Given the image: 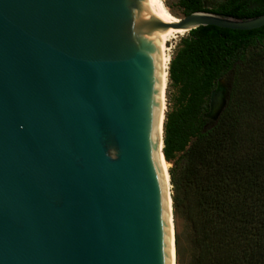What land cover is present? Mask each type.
<instances>
[{"label": "water", "instance_id": "1", "mask_svg": "<svg viewBox=\"0 0 264 264\" xmlns=\"http://www.w3.org/2000/svg\"><path fill=\"white\" fill-rule=\"evenodd\" d=\"M153 8L0 0V264H176L159 37L252 30L264 13ZM226 100L219 83L211 119Z\"/></svg>", "mask_w": 264, "mask_h": 264}, {"label": "trees", "instance_id": "2", "mask_svg": "<svg viewBox=\"0 0 264 264\" xmlns=\"http://www.w3.org/2000/svg\"><path fill=\"white\" fill-rule=\"evenodd\" d=\"M185 16L264 13V0H179ZM177 88L164 121L163 152L173 186L177 264H264V26H200L171 59ZM227 82L226 105L209 117L212 92Z\"/></svg>", "mask_w": 264, "mask_h": 264}, {"label": "rangeland", "instance_id": "3", "mask_svg": "<svg viewBox=\"0 0 264 264\" xmlns=\"http://www.w3.org/2000/svg\"><path fill=\"white\" fill-rule=\"evenodd\" d=\"M164 3L166 4L168 10L170 11V13L176 18V19H181L185 17V13L183 10V7L180 5L179 0H163ZM204 1V5L207 8H216L221 2L225 1V0H203ZM188 34V32H182V33H177L174 34V36L172 35L168 41H167V54L169 56V65L167 67H170V62L172 57L174 56V54L176 53V51L179 49L180 45H181V40L184 36H186ZM220 84L222 86H224L225 88H227V82L226 80H222L220 82ZM165 115H166V111L168 110L169 106H172L171 104L174 103L175 101V96L177 95V88L175 86L171 85L169 76L168 79L166 81L165 84ZM172 167V163L168 162V170ZM170 191H171V195L173 193V186L171 184L170 187ZM173 215H174V211H173ZM174 228H175V233L176 230H178L180 233L183 232L184 230V223L181 219H177V221L175 220L174 217ZM177 264V262H176Z\"/></svg>", "mask_w": 264, "mask_h": 264}, {"label": "bare ground", "instance_id": "4", "mask_svg": "<svg viewBox=\"0 0 264 264\" xmlns=\"http://www.w3.org/2000/svg\"><path fill=\"white\" fill-rule=\"evenodd\" d=\"M153 13L159 18L161 19L163 22H177L179 21L178 19H176L168 10L166 4L164 3L163 0H154V8H153ZM177 34V33H174ZM174 34H166V35H160L159 37V41H160V46L163 49L164 52V65H165V77H166V81L168 79V68L167 67L169 65V56L167 54V41L168 39ZM166 84V83H165ZM163 89H165V85L163 87ZM162 110H165V97H164V101L162 104ZM163 117V114H162ZM165 164H166V173L168 171V162L165 160ZM167 180H168V174H167ZM171 185L168 184V188L170 189Z\"/></svg>", "mask_w": 264, "mask_h": 264}]
</instances>
